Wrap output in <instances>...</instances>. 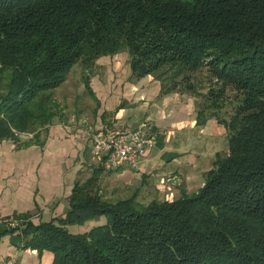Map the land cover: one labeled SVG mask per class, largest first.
Segmentation results:
<instances>
[{
    "label": "trees",
    "instance_id": "obj_1",
    "mask_svg": "<svg viewBox=\"0 0 264 264\" xmlns=\"http://www.w3.org/2000/svg\"><path fill=\"white\" fill-rule=\"evenodd\" d=\"M120 52L159 96L204 97L197 122L226 128V153L195 192L145 205L106 200L96 171L74 183L63 215L18 214L11 234L52 264H264V0H0V140L50 122L74 63L91 71Z\"/></svg>",
    "mask_w": 264,
    "mask_h": 264
},
{
    "label": "crops",
    "instance_id": "obj_2",
    "mask_svg": "<svg viewBox=\"0 0 264 264\" xmlns=\"http://www.w3.org/2000/svg\"><path fill=\"white\" fill-rule=\"evenodd\" d=\"M121 55L98 57L95 71L83 81L91 102L76 108L87 109L91 117L79 118L74 126L65 119L63 106L38 132L0 140V258L11 257L14 264H52L50 251L24 247L9 227L22 213H30L33 222L63 215L74 183L85 180L80 176L83 170L129 176L139 186L145 184L142 193L153 191L157 200H166L195 192L216 157L226 153L227 130L215 117L197 122L190 97L180 92L159 96V82L151 75L133 78L128 55L125 66L120 64ZM116 126H144L157 136L137 168L105 170L92 159L96 131Z\"/></svg>",
    "mask_w": 264,
    "mask_h": 264
},
{
    "label": "rangeland",
    "instance_id": "obj_3",
    "mask_svg": "<svg viewBox=\"0 0 264 264\" xmlns=\"http://www.w3.org/2000/svg\"><path fill=\"white\" fill-rule=\"evenodd\" d=\"M121 59L120 64L125 66L127 64V53L121 52ZM95 69L93 68L91 71H86L83 67V65L80 62L74 63L72 67L70 68L66 79L54 90H52V99L54 102L53 107L55 106V113H58L60 109L64 106L63 114L65 115V119L69 123H72L74 126H76L75 122L79 118L83 117H91L90 112L86 110H82L81 108L78 110L79 104L84 105L91 102L89 96L87 95V89L84 86V78L85 76H90ZM84 74V75H83ZM5 76V75H4ZM0 80H4L1 78ZM199 92L206 93L207 88L206 87H199ZM185 97H190L195 102V109H196V103L201 102L204 97L198 96L195 94V96L189 95L188 93H181ZM229 97H232V94L230 93ZM81 99H85L84 102H81ZM77 106V108H76ZM226 107L230 109V106L227 104L226 101ZM76 108V109H75ZM25 138L29 139V135H25ZM19 145V144H18ZM224 145H226L224 143ZM90 171L83 170L80 174L81 178L86 180L90 176ZM136 180H133L131 177H116L115 173L110 172H104L102 174H98L97 179L95 180L94 184V191H97L100 193L102 197H104L106 200L115 201L120 198L129 197L134 193V198L136 201V204H147L151 200H153V197H156L158 199L157 194L154 195V192H145L142 193V189L145 187V184L139 186ZM115 188L113 191L112 189ZM140 188V189H139ZM104 219L101 218L97 222H103ZM88 223H85L84 225H69L70 231H84L88 226L79 228L81 226H85Z\"/></svg>",
    "mask_w": 264,
    "mask_h": 264
},
{
    "label": "built area",
    "instance_id": "obj_4",
    "mask_svg": "<svg viewBox=\"0 0 264 264\" xmlns=\"http://www.w3.org/2000/svg\"><path fill=\"white\" fill-rule=\"evenodd\" d=\"M156 142V134L149 132L144 126L135 129L117 126L99 128L93 138L92 159L99 162L105 170H115L124 165L137 168L138 160ZM0 264H14V260L11 257L0 258Z\"/></svg>",
    "mask_w": 264,
    "mask_h": 264
}]
</instances>
